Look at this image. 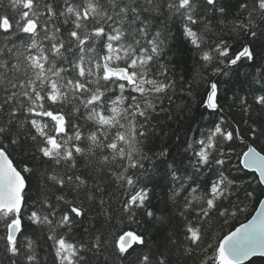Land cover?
<instances>
[{"label": "snow or ice", "instance_id": "1", "mask_svg": "<svg viewBox=\"0 0 264 264\" xmlns=\"http://www.w3.org/2000/svg\"><path fill=\"white\" fill-rule=\"evenodd\" d=\"M238 8L248 13V22L234 24L235 30L250 31L257 13L264 18V0H253L251 7L244 0ZM226 13L221 0H7V10L0 12V244L10 264H42L37 241L25 235V219L46 230L54 264H88L86 253L101 251L104 237L85 244L73 230L86 204L98 199L99 175L125 190L122 212L130 220L135 209H144L150 222H164L147 207V187H138L131 174L150 159L140 151L147 132L143 123L138 127V118L146 121L173 87L163 62L173 34L153 24L178 23L193 56L205 65L253 62L249 46L233 53L222 34L209 37V17L223 23ZM218 92V84L210 83L202 101L209 113L219 110ZM239 103L249 111L247 97ZM255 103L264 106V95ZM249 133L253 141L264 137V125L253 124ZM236 139L244 140L239 128L225 126L221 117L187 142L194 172L174 182L169 197L182 229L168 238L173 248L154 249L143 233L122 230L112 242L114 251L125 256L139 248L136 264H174V250L181 249L186 258L198 251V264H264V150L246 143L235 153ZM17 146L31 148L35 167L15 164L9 148ZM233 154L237 167L257 178V187L244 197L256 200L254 214L206 243L204 224L212 214L228 224L246 211L233 202L234 196L239 199L235 181L224 175ZM205 170L216 178L196 184ZM33 179L35 199L29 194ZM99 204L103 208L105 201Z\"/></svg>", "mask_w": 264, "mask_h": 264}, {"label": "trees", "instance_id": "2", "mask_svg": "<svg viewBox=\"0 0 264 264\" xmlns=\"http://www.w3.org/2000/svg\"><path fill=\"white\" fill-rule=\"evenodd\" d=\"M244 0H221L226 7L227 13L224 22L216 17H209V37L214 39L217 34H222L231 47L233 53L243 46H249L255 55V60L249 63L241 61L237 66L226 68L218 62L205 65L194 57L191 46L188 45L181 33V27L173 21H154V29L161 31L170 30L173 36L168 40L163 62L167 65V76L173 82V87L168 90L162 102H157L155 111L150 110L149 118L143 121L138 118L137 125L144 124L147 135L141 138L139 145L143 155L149 160L143 161L144 169L136 168L131 170L138 179V187L146 186L150 192V201L147 207L154 212L155 216L164 217L163 223H152L146 216L144 209H135V220L129 219L128 214L122 212V203L126 199L125 190L111 182L106 175H99L96 184L101 191L95 204H86L85 214L80 218L74 228L78 242L89 244L97 235H102L106 242L105 247L99 252H87L88 264H136V251L130 250L131 254L119 256L113 249L112 242L122 230H132L144 234L148 245L154 249L158 246L173 248L168 242L169 236L181 232L177 214L169 199L174 182L183 181L192 176L194 169L190 163V153L186 152L189 139L206 133L213 122L223 118L224 125L230 126L232 130L237 127L241 131L244 140L236 139L233 148L235 153L245 150L246 143H252L257 150H264V137L253 141L249 133L250 127L255 124L257 127L264 125V106L255 103V97L264 95V18L257 13L253 16L254 27L250 31L235 30L234 24L248 22V13H241L238 4ZM251 7L253 0H248ZM7 10V0L0 6V12ZM11 15V12L8 11ZM203 29L198 25L197 30ZM256 33L255 36L251 32ZM4 37L0 35V46L3 45ZM211 42V39L209 40ZM158 66H154V70ZM219 68L217 72L215 69ZM227 73V75H225ZM218 84L219 110L209 113L202 107V101L206 98L210 83ZM171 96V100L168 99ZM247 97L248 112L239 103V97ZM207 117V119H205ZM7 143V141H4ZM9 152L15 164L22 168L25 165L35 167L37 161L32 159L33 151L30 147H10ZM162 152L167 155L161 156ZM172 166L171 168L169 166ZM238 161L235 154L231 157V163L224 169V175L235 181L234 191H238L237 199L233 202L246 207L244 213H239L237 218L223 224L215 214H212L204 224L206 233L205 242H210L214 237L222 236L229 229L245 222L254 212L255 199H245V191L257 187L256 176L253 173L237 167ZM83 171V161H81ZM175 170V177L172 175ZM88 175V173H85ZM92 175H96L93 173ZM216 178V174L207 170L195 178V183L201 186ZM92 183V180H89ZM192 183V181H189ZM195 186V185H194ZM29 194L32 199L38 194L36 180L29 184ZM257 195L259 192L257 191ZM105 201L101 208L99 200ZM182 219V218H180ZM25 235L33 237L39 247L42 264H54V254L51 252V241L46 242L47 232L41 231L25 219ZM22 239V238H21ZM182 240L183 237L181 236ZM198 251L193 253L192 258H186L182 249L174 250L172 259L174 264H198ZM0 264H10L9 258L4 254L0 244ZM256 264H262L256 261Z\"/></svg>", "mask_w": 264, "mask_h": 264}, {"label": "water", "instance_id": "3", "mask_svg": "<svg viewBox=\"0 0 264 264\" xmlns=\"http://www.w3.org/2000/svg\"><path fill=\"white\" fill-rule=\"evenodd\" d=\"M243 170H245V171H248V172H250V173H252L250 170H246V169H243ZM254 174V173H253ZM255 175V174H254ZM262 198H264V197H262ZM253 214H254V212H253ZM252 214V215H253Z\"/></svg>", "mask_w": 264, "mask_h": 264}]
</instances>
